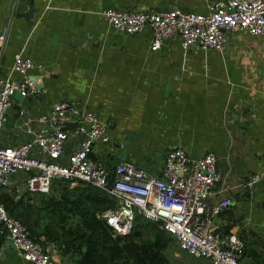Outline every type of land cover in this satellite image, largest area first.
<instances>
[{
	"label": "crops",
	"instance_id": "1",
	"mask_svg": "<svg viewBox=\"0 0 264 264\" xmlns=\"http://www.w3.org/2000/svg\"><path fill=\"white\" fill-rule=\"evenodd\" d=\"M27 1L0 0V31L15 9L28 11ZM207 1L32 0L34 18H14L0 41V78L22 80L12 72L21 55L41 65L30 72L41 93L15 96L3 142L31 141L49 129L42 117L51 116L55 103L67 101L107 124L113 145H96L92 158L111 171L131 162L158 177L172 149L194 158L213 152L223 182L210 203L228 199L231 205L213 220L212 230L244 240L241 264H264V36L235 32L222 52L183 51L175 36L152 51L150 28L129 35L114 30L102 15L107 9L205 14ZM251 175L262 179L245 188ZM167 254L174 264H212L184 253L172 240ZM0 264L31 263L0 236Z\"/></svg>",
	"mask_w": 264,
	"mask_h": 264
},
{
	"label": "built area",
	"instance_id": "2",
	"mask_svg": "<svg viewBox=\"0 0 264 264\" xmlns=\"http://www.w3.org/2000/svg\"><path fill=\"white\" fill-rule=\"evenodd\" d=\"M205 8V14L178 9L162 13L107 9L102 15L114 30L129 35L150 28L152 51L175 36L180 37L183 51L198 47L205 52L224 51L235 32L264 36V0H210ZM34 70L40 71L41 65L17 55L12 72L22 75V80L17 82L11 75L0 78V189L26 195L34 203L49 196L59 182H83L116 202L115 209L98 216L116 234H131L136 217L142 216L158 223L170 240L192 257L212 264H241L244 240L212 230L213 220L231 205L228 199L218 205L210 203L223 182L215 153L194 158L184 149H172L158 177L131 162H120L111 171L106 163L92 158L96 145H113L107 124L96 113H81L67 101L55 103L51 116L42 117L49 122L48 130L19 146L5 145L8 111L15 96L35 98L41 93L39 81L30 75ZM261 179L251 175L243 186L253 188ZM0 236L31 264H64L57 246L35 241L1 201Z\"/></svg>",
	"mask_w": 264,
	"mask_h": 264
},
{
	"label": "trees",
	"instance_id": "3",
	"mask_svg": "<svg viewBox=\"0 0 264 264\" xmlns=\"http://www.w3.org/2000/svg\"><path fill=\"white\" fill-rule=\"evenodd\" d=\"M0 201L35 241L54 244L71 264L177 263L167 254L171 240L158 223L137 216L131 234H116L98 217L116 202L83 182H59L38 204L0 189Z\"/></svg>",
	"mask_w": 264,
	"mask_h": 264
},
{
	"label": "water",
	"instance_id": "4",
	"mask_svg": "<svg viewBox=\"0 0 264 264\" xmlns=\"http://www.w3.org/2000/svg\"><path fill=\"white\" fill-rule=\"evenodd\" d=\"M27 2L29 5V9L27 12L16 13V9H15L14 13L9 18L5 19V21L3 22V25H2V29L0 31V41L2 38L4 39L8 35L11 23L14 20V18H23L26 20H31L34 18L35 12H34V8L32 6V0H28ZM3 50H4V45H2V47H0V55L2 54ZM39 88H40V86H39ZM76 118L80 119L79 116Z\"/></svg>",
	"mask_w": 264,
	"mask_h": 264
},
{
	"label": "rangeland",
	"instance_id": "5",
	"mask_svg": "<svg viewBox=\"0 0 264 264\" xmlns=\"http://www.w3.org/2000/svg\"><path fill=\"white\" fill-rule=\"evenodd\" d=\"M37 200V199H36ZM40 201L38 200V201H36V202H34V204H38ZM175 247V246H174ZM173 247V248H174ZM175 250H177L176 248H174ZM180 254V253H179ZM180 260H186V258H184L182 255H180V258H179ZM66 263H68V261H66Z\"/></svg>",
	"mask_w": 264,
	"mask_h": 264
}]
</instances>
